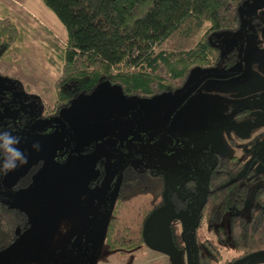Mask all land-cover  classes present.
Here are the masks:
<instances>
[{
  "label": "rangeland",
  "instance_id": "rangeland-1",
  "mask_svg": "<svg viewBox=\"0 0 264 264\" xmlns=\"http://www.w3.org/2000/svg\"><path fill=\"white\" fill-rule=\"evenodd\" d=\"M3 1L10 6L0 9V18L8 17L21 38L20 46L0 60V75L49 106L63 27L39 0ZM238 14L236 31L211 35L222 54L235 51L230 67L193 69L180 89L145 99L125 97L106 82L73 98L52 120L68 129L64 141L74 143L76 155L66 164L50 162L60 144L58 135H19L16 147L28 162L11 170L14 175H3L6 190L0 197L24 211L29 225L0 264H188L186 252L171 245L167 225L174 217L163 209L145 220L140 250L116 258L102 243L105 201L113 195L123 165L160 172L167 190L184 173L181 163L147 146L158 136L164 142H188L189 158L203 155L213 161L215 153L238 158L242 170H250L254 178L241 175L245 206L251 205L260 182L256 174L264 173V0L244 3ZM197 33L187 20L160 49L186 50ZM25 170L30 171L27 182L9 191ZM237 264H264V255Z\"/></svg>",
  "mask_w": 264,
  "mask_h": 264
},
{
  "label": "trees",
  "instance_id": "trees-1",
  "mask_svg": "<svg viewBox=\"0 0 264 264\" xmlns=\"http://www.w3.org/2000/svg\"><path fill=\"white\" fill-rule=\"evenodd\" d=\"M39 1L64 30L51 106L45 114L54 118L73 98L91 93L99 82L115 85L125 97L145 99L180 89L193 69L230 67L236 61L235 51L222 54L211 35L236 31L239 8L252 0ZM187 20L198 29L192 47L160 49ZM20 38L9 18H0V60L20 46ZM216 156L218 163L225 162L208 173L203 185L207 197L194 228L180 235L182 228L176 226L175 218L167 225L173 248L187 249L194 264H237L264 255V173L256 174L260 182L247 207L241 175L253 181L251 171H243L236 157ZM29 175L30 171L25 172L9 188L24 185ZM167 191L160 172L123 165L114 193L105 201V250L116 258L140 250L144 222L152 212L163 209ZM181 214L174 213L176 217ZM28 225L24 211L0 197V254L9 256V247Z\"/></svg>",
  "mask_w": 264,
  "mask_h": 264
},
{
  "label": "flooded vegetation",
  "instance_id": "flooded-vegetation-1",
  "mask_svg": "<svg viewBox=\"0 0 264 264\" xmlns=\"http://www.w3.org/2000/svg\"><path fill=\"white\" fill-rule=\"evenodd\" d=\"M23 93H21L20 87L13 80L11 81L10 79H6L3 75H0V131L9 132L14 136L28 134L37 138L58 135L60 144L52 153V160L50 162L57 166L66 164L65 161H67L71 155H76V152L72 141H69L70 144L64 141L63 136L67 133L68 129L52 121L59 113L54 118L50 115H45L47 114V108H49L51 104L49 106L42 105L36 100L35 96H27L26 93ZM162 139L163 138L158 136L153 142L149 140L147 146H152L162 157L171 158L174 163H181L184 167L183 171H180L181 173L184 172V175L182 174V176H179V180L174 183L173 188L167 191L163 207V210L172 214V216L175 212H182L178 217L174 215L175 222H177L176 226L182 228L180 234L182 235L184 231L194 228L197 212L207 197V189L203 188V185L208 178V173L213 170L214 167H220L225 162V160H222L218 163V157L216 155L220 157L234 156H225L215 153V157L212 159L210 158L213 161H210L209 158L203 155L199 156L200 158H189L187 150L188 142H181L173 139L164 142ZM119 144H122V141L119 142ZM177 159H179V161H177ZM191 160L193 163L189 165L188 162ZM2 164L3 160H0V166H2ZM8 172L9 174H7ZM8 172L5 174L2 167H0L1 193H3L2 190H6L4 189V185L1 184L3 175H5L4 177L14 175L12 171ZM25 172H27V170H25L23 174ZM199 175L202 177L200 178ZM7 189L9 191L12 190L9 187H7ZM170 222L171 221H169V223ZM185 252L189 261L188 264H194L189 257L187 249H185Z\"/></svg>",
  "mask_w": 264,
  "mask_h": 264
},
{
  "label": "clouds",
  "instance_id": "clouds-1",
  "mask_svg": "<svg viewBox=\"0 0 264 264\" xmlns=\"http://www.w3.org/2000/svg\"><path fill=\"white\" fill-rule=\"evenodd\" d=\"M20 143V137L6 131H0V152L3 153L2 170L6 174L19 165L27 164V156L16 145Z\"/></svg>",
  "mask_w": 264,
  "mask_h": 264
},
{
  "label": "crops",
  "instance_id": "crops-1",
  "mask_svg": "<svg viewBox=\"0 0 264 264\" xmlns=\"http://www.w3.org/2000/svg\"><path fill=\"white\" fill-rule=\"evenodd\" d=\"M0 3H1V5H0V6H1V7H0L1 11H2V9H3V10H4V8L7 9V8H9V6H10V4H9L10 2H7V1L4 2L3 0H0ZM8 11H9V10H6L7 13H8Z\"/></svg>",
  "mask_w": 264,
  "mask_h": 264
},
{
  "label": "water",
  "instance_id": "water-1",
  "mask_svg": "<svg viewBox=\"0 0 264 264\" xmlns=\"http://www.w3.org/2000/svg\"><path fill=\"white\" fill-rule=\"evenodd\" d=\"M7 254L6 253H2L0 254V259L3 258L4 256H6Z\"/></svg>",
  "mask_w": 264,
  "mask_h": 264
}]
</instances>
